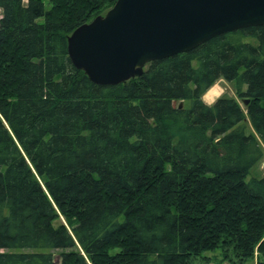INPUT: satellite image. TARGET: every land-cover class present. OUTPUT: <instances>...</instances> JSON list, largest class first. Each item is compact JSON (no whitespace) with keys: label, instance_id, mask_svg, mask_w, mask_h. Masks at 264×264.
Instances as JSON below:
<instances>
[{"label":"trees","instance_id":"obj_1","mask_svg":"<svg viewBox=\"0 0 264 264\" xmlns=\"http://www.w3.org/2000/svg\"><path fill=\"white\" fill-rule=\"evenodd\" d=\"M114 2L0 0V264H264V25L98 85L67 38Z\"/></svg>","mask_w":264,"mask_h":264},{"label":"water","instance_id":"obj_2","mask_svg":"<svg viewBox=\"0 0 264 264\" xmlns=\"http://www.w3.org/2000/svg\"><path fill=\"white\" fill-rule=\"evenodd\" d=\"M259 25L264 0H115L71 32L67 53L91 82L116 85L141 76L151 61Z\"/></svg>","mask_w":264,"mask_h":264},{"label":"rangeland","instance_id":"obj_3","mask_svg":"<svg viewBox=\"0 0 264 264\" xmlns=\"http://www.w3.org/2000/svg\"><path fill=\"white\" fill-rule=\"evenodd\" d=\"M45 8L46 9L48 8L47 4H45ZM0 17H1V10H0ZM217 84L219 87L217 85L216 86L220 89V94L217 97H219L221 95H226L229 97H236L235 83L233 81L228 82L225 80H219ZM238 101L241 103V101L239 99H238ZM188 104H189L188 102H185V105H188ZM262 175H264V156L260 162H258L256 165H254L252 167L250 174L247 178L252 177V176L260 177ZM60 222L66 226V222L62 217H59V219L57 220V223H60ZM1 251H5V250H1ZM50 252L54 254V256L57 258V260H59V254L62 252L61 250H50ZM207 254L212 255L214 257L209 264H240V263H233L232 261H229V260L220 261V259H221L220 251H215V252L207 253ZM255 255H256V253H254V256ZM229 256L232 257L233 255L230 253ZM243 263L244 264H255V259H252V260L249 259V260L244 261Z\"/></svg>","mask_w":264,"mask_h":264},{"label":"bare ground","instance_id":"obj_4","mask_svg":"<svg viewBox=\"0 0 264 264\" xmlns=\"http://www.w3.org/2000/svg\"><path fill=\"white\" fill-rule=\"evenodd\" d=\"M220 94V89L214 85L211 88L208 89V91L205 93L206 98H216Z\"/></svg>","mask_w":264,"mask_h":264},{"label":"crops","instance_id":"obj_5","mask_svg":"<svg viewBox=\"0 0 264 264\" xmlns=\"http://www.w3.org/2000/svg\"><path fill=\"white\" fill-rule=\"evenodd\" d=\"M218 83V82H217ZM217 83H215L214 85H217L218 86V84ZM213 85V86H214ZM219 87V86H218ZM205 96V94L203 95V97H202V99H203V101L204 102H206L207 104H211L212 102H213V100L215 99V98H206V97H204Z\"/></svg>","mask_w":264,"mask_h":264}]
</instances>
